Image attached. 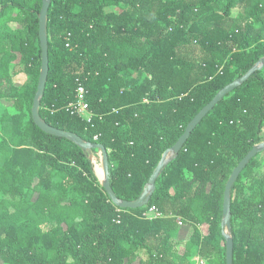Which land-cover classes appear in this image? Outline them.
I'll return each instance as SVG.
<instances>
[{
    "label": "trees",
    "instance_id": "trees-1",
    "mask_svg": "<svg viewBox=\"0 0 264 264\" xmlns=\"http://www.w3.org/2000/svg\"><path fill=\"white\" fill-rule=\"evenodd\" d=\"M43 1L0 0V261L134 264L142 250L141 264H193L196 249L206 264H227L224 192L264 142V66L196 126L148 202L124 208L100 183L89 151L33 120ZM46 31L40 117L104 145L113 191L135 201L199 111L264 58V0H50ZM21 72L28 79L18 86ZM79 85L89 119L70 110ZM262 153L231 190L233 264H264ZM152 208L160 216L148 217ZM180 222L194 227L187 240Z\"/></svg>",
    "mask_w": 264,
    "mask_h": 264
},
{
    "label": "water",
    "instance_id": "water-1",
    "mask_svg": "<svg viewBox=\"0 0 264 264\" xmlns=\"http://www.w3.org/2000/svg\"><path fill=\"white\" fill-rule=\"evenodd\" d=\"M49 7H50V0H44L43 7L39 15V37H40V43H41L42 67H41V73H40L39 82H38V88H37L36 95L34 97V102H33V107H32L33 120L45 132L55 135V136L71 139L75 141L77 144H79L86 151H91L92 148L100 150L103 156V170H104L103 177L105 179L104 183L102 182L100 183L103 185V187L105 188L106 192L108 193L110 198L113 200V202L115 204L121 205L124 208H137L148 202L152 192L155 190L156 180L158 179L162 169L167 164L168 156L170 155V153L173 152L174 154H178L183 148L188 138L190 137L193 130L202 121V119L227 94H229L234 89H236L238 86H240L242 83H244L246 80H248L249 77L253 73H255L258 69H261L264 66V58H263L257 65L252 67L246 74L237 78L232 83L228 84L223 89H221L215 95V97L206 106H204L199 111V113L192 119V121L187 125L184 133L178 139L176 144L172 148L165 151V153L162 156L159 166L155 169V171L153 172L150 178V185L144 190V192L139 197V199L135 201L121 202L111 187L110 164H109V157H108V152H107L106 147L102 144L92 145L91 143L85 142L78 135L74 133L58 129L56 127H53L47 124L40 117V114H39L40 98L42 97L44 93L46 83L48 80V73H49V47H48V38H47V31H46L47 14H48ZM262 151H264V142L261 143V145H255L252 148V150L249 151V153L233 169L231 176L229 177L226 183L225 192H224V203H223L224 217L222 221V227H223V234L226 237H228L227 253H226L227 264H233V252H234L233 240L227 235V232H226V228L228 230L231 229V201H232L231 190H232L234 183L239 178L243 169L249 164L252 158H254L256 155H258Z\"/></svg>",
    "mask_w": 264,
    "mask_h": 264
},
{
    "label": "rangeland",
    "instance_id": "rangeland-1",
    "mask_svg": "<svg viewBox=\"0 0 264 264\" xmlns=\"http://www.w3.org/2000/svg\"><path fill=\"white\" fill-rule=\"evenodd\" d=\"M122 10V7L121 6H109V7H107L106 8V11H115V12H120ZM9 25H10V27L12 28V29H20L21 28V26H20V24L19 23H17L16 21H11L10 23H9ZM19 62V60H17L16 62H14V63H18ZM28 79V75H26L24 72H21V73H18L16 76H15V81H16V84L18 85V86H21V84L23 83V82H25V80H27ZM2 103L6 106V108H8L10 111L11 110H14V103H13V101H9V100H2ZM259 145H261V144H259ZM90 153H92L93 154V156L95 157V159H92L91 157V159H92V161H93V167H94V170H95V173H96V175H97V177H98V179L100 180V182H102V183H104V177L102 176L103 175V156H102V152L100 151V150H98L96 153H94L93 151H89V154ZM262 153V152H261ZM263 155H264V153H262L261 154V158H263ZM90 156H91V154H90ZM174 156H175V154L173 153V152H171L170 153V155L168 156V160H167V163L172 159V158H174ZM99 169V170H98ZM99 171V172H98ZM102 173V174H101ZM100 174V175H99ZM101 176V177H100ZM147 216L148 217H151V218H153V217H157V216H160V214L158 213V211H154V212H148L147 213ZM187 226H188V229L186 230V233H185V235H181L180 234V231H179V238L180 239H189L190 237H191V235H192V233H193V231H194V227L192 226V225H190V224H186ZM183 225H181V227H182ZM180 230H181V228H180ZM226 232H227V235L228 236H230V232H229V230L226 228ZM184 251V249L183 248H181V252H183ZM136 253H137V259L134 261V264H141L142 263V261H143V259L145 258V256H146V254L142 251V250H137L136 251ZM191 262L193 263V264H206V261H205V259H203L201 256H199L198 255V253H197V250L196 249H194V251H193V253H192V255H191ZM201 260H203V263H201ZM0 264H3V262L2 261H0Z\"/></svg>",
    "mask_w": 264,
    "mask_h": 264
},
{
    "label": "built area",
    "instance_id": "built-area-1",
    "mask_svg": "<svg viewBox=\"0 0 264 264\" xmlns=\"http://www.w3.org/2000/svg\"><path fill=\"white\" fill-rule=\"evenodd\" d=\"M66 45L67 47H69L70 43L68 42ZM70 110L72 114H78L80 116L86 117L87 119L90 118L89 103L86 100V90L83 85L78 86L77 91H76V100L73 103H71ZM151 211H157V210L152 208L148 212H151ZM180 224L183 225L182 222H180ZM201 263H203V260H201Z\"/></svg>",
    "mask_w": 264,
    "mask_h": 264
},
{
    "label": "crops",
    "instance_id": "crops-1",
    "mask_svg": "<svg viewBox=\"0 0 264 264\" xmlns=\"http://www.w3.org/2000/svg\"><path fill=\"white\" fill-rule=\"evenodd\" d=\"M152 212H154V211H152ZM187 229H188V226H187V225H183V226L181 227L180 234H181L182 236L185 235Z\"/></svg>",
    "mask_w": 264,
    "mask_h": 264
},
{
    "label": "bare ground",
    "instance_id": "bare-ground-1",
    "mask_svg": "<svg viewBox=\"0 0 264 264\" xmlns=\"http://www.w3.org/2000/svg\"><path fill=\"white\" fill-rule=\"evenodd\" d=\"M90 154H91L90 157H91L92 159H95V157L93 156V154H92V153H90ZM98 170H99V169H98ZM98 172H99V171H98ZM101 174H102V173H101ZM99 175H100V174H99ZM102 176H103V175H102ZM100 177H101V176H100Z\"/></svg>",
    "mask_w": 264,
    "mask_h": 264
}]
</instances>
